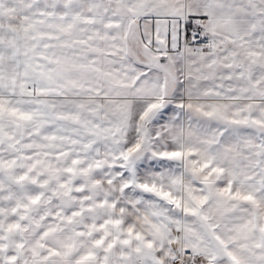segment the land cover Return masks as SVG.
I'll return each mask as SVG.
<instances>
[{
	"label": "snow or ice",
	"instance_id": "obj_1",
	"mask_svg": "<svg viewBox=\"0 0 264 264\" xmlns=\"http://www.w3.org/2000/svg\"><path fill=\"white\" fill-rule=\"evenodd\" d=\"M0 264H264V0H0Z\"/></svg>",
	"mask_w": 264,
	"mask_h": 264
}]
</instances>
